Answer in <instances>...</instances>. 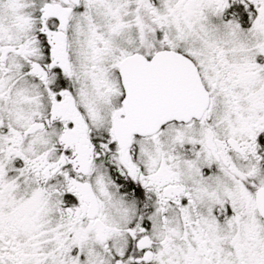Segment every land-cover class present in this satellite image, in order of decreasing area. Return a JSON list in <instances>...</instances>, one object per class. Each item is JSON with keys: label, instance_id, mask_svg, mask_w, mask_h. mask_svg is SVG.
Here are the masks:
<instances>
[{"label": "snow or ice", "instance_id": "snow-or-ice-1", "mask_svg": "<svg viewBox=\"0 0 264 264\" xmlns=\"http://www.w3.org/2000/svg\"><path fill=\"white\" fill-rule=\"evenodd\" d=\"M0 264H264V0H0Z\"/></svg>", "mask_w": 264, "mask_h": 264}]
</instances>
